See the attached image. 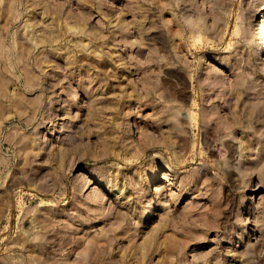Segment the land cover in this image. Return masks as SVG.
<instances>
[{
    "label": "rangeland",
    "instance_id": "374dc122",
    "mask_svg": "<svg viewBox=\"0 0 264 264\" xmlns=\"http://www.w3.org/2000/svg\"><path fill=\"white\" fill-rule=\"evenodd\" d=\"M258 1L0 0V264H264Z\"/></svg>",
    "mask_w": 264,
    "mask_h": 264
},
{
    "label": "bare ground",
    "instance_id": "6f19581e",
    "mask_svg": "<svg viewBox=\"0 0 264 264\" xmlns=\"http://www.w3.org/2000/svg\"><path fill=\"white\" fill-rule=\"evenodd\" d=\"M262 8V3L260 2V0L258 1V4H256L255 9H261ZM259 17V15H257Z\"/></svg>",
    "mask_w": 264,
    "mask_h": 264
}]
</instances>
